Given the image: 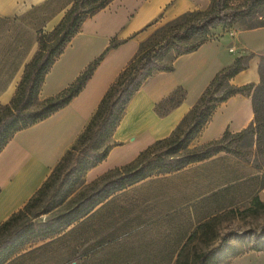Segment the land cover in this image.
Masks as SVG:
<instances>
[{"label": "crops", "instance_id": "0c3cea01", "mask_svg": "<svg viewBox=\"0 0 264 264\" xmlns=\"http://www.w3.org/2000/svg\"><path fill=\"white\" fill-rule=\"evenodd\" d=\"M46 1L0 0V108L10 105L38 52V29L53 30L64 15L61 11L48 18L47 13L44 21ZM209 6L210 0H112L82 23L45 74L40 101L71 85L112 39L122 44L105 55L69 104L16 132L1 150L0 224L21 210L48 179L156 25ZM237 23L212 29L196 50L172 60V71L156 72L143 83L125 106L107 157L85 173L83 186L169 138L214 76L238 58L245 69L228 83L235 88L250 85L252 93L261 82L264 26L240 28ZM177 88L186 92L184 100L160 114L156 106ZM251 93H237L218 104L194 138L195 145L252 128ZM246 136L255 143V135ZM223 152L176 171L155 173L112 194L60 233L27 244L5 264H175L183 247L211 243L210 220L226 205V185H210L212 177L218 178L211 165L221 164Z\"/></svg>", "mask_w": 264, "mask_h": 264}, {"label": "trees", "instance_id": "16d2710c", "mask_svg": "<svg viewBox=\"0 0 264 264\" xmlns=\"http://www.w3.org/2000/svg\"><path fill=\"white\" fill-rule=\"evenodd\" d=\"M111 1L47 0L43 5L44 21L47 13L48 18H52L67 7L69 8L48 35L42 29H38V52L28 64L10 105L0 108V152L16 132L35 125L69 104L83 89L105 55L122 44V42L112 39L108 47L89 63L71 85L55 96L42 101L38 99L45 74L71 39L79 32L82 23L104 9ZM263 4L264 0H210V6L207 10L183 14L187 18H197V21L188 22L184 29L182 31L177 30L172 38L180 39L197 34L204 37L198 45L190 48L184 47L172 60L176 56L196 50L209 39V33L212 29L221 25L237 23L240 18L250 15L256 7ZM39 9L36 8L33 12L36 13ZM261 26L264 24L258 27ZM140 47L117 80L109 87L84 131L76 143L61 158L48 179L21 210L0 224V264H5L27 244L60 233L73 222L86 216L112 194L155 173L176 171L191 163L203 161L225 151L224 142L229 137H242L252 134L256 135V143H260L264 136V131L262 132L264 119L260 112L261 105L264 103L261 97L264 93V81L261 79L260 84L253 89L252 93V86L250 85L240 88L230 86L229 80L245 69L243 60L238 58L233 64L220 70L214 76L192 108L189 116L183 119L169 138L155 142L141 152L131 163L105 173L76 195V190L83 183L85 173L107 157L111 147L109 140L131 97L154 73L172 71L173 69L172 60L169 64L163 62L169 45L162 44L157 49L148 48L145 50ZM219 89H223V91L220 96L216 97L214 94ZM237 93H251L254 111V126L252 128L237 135L225 133L220 140L209 142L199 150L190 152L185 156L176 157L172 162H166L155 157L159 146L175 142L177 140L176 134L181 125L188 122L189 129L184 139L176 141L170 154L174 155L180 150L186 149L188 143L198 135L206 124L215 107ZM185 95L186 92L182 88H177L156 106L157 111L160 114L167 113L178 106L184 100ZM47 200L48 205L44 214L65 206L63 212L48 218L44 222H31V218L37 219L39 217L36 211ZM253 202L264 207V204L257 197L253 198ZM211 231L212 229H210ZM230 236H232L231 233L224 235L217 247L203 251H196L193 247L185 249L183 247L175 264H217V250L226 246ZM254 236L255 243L252 250L255 252L264 251V226L260 232H255Z\"/></svg>", "mask_w": 264, "mask_h": 264}, {"label": "rangeland", "instance_id": "374dc122", "mask_svg": "<svg viewBox=\"0 0 264 264\" xmlns=\"http://www.w3.org/2000/svg\"><path fill=\"white\" fill-rule=\"evenodd\" d=\"M65 11H62L63 14ZM191 21L196 22L197 18H187L186 15H182L170 22L157 24L155 32L140 48L142 50L157 49L162 44L169 45L168 52L163 59L165 64H169L172 58L184 47H194L202 41L204 36L199 34L186 38L181 37L180 39L172 38L177 30L182 31L185 25ZM237 24L240 28L263 25L264 4L256 7L250 15L240 18ZM50 28L44 30L46 35L52 31ZM260 74L261 79L264 81V58L260 64ZM222 91L223 89H219L214 95L218 97ZM261 97L264 101V93ZM260 112L264 119V103L261 105ZM188 129V122L183 123L176 134L177 140L171 144L160 145L155 157H159L166 162H172L176 157L185 156L203 147L204 145H195L193 138L186 149L180 150L174 155L170 154L176 141L184 139ZM256 142V135L255 143L247 136L227 138L224 142L225 151L221 153L223 160L220 162L222 165L220 163L211 165L212 169L218 170V178L212 177L210 185L213 183L226 185L223 188L226 205L222 213L210 220L214 225L211 226L210 245H195L193 248L196 251H203L217 247L221 238L231 233L232 236L228 238L226 246L217 250V264H264V251L255 252L252 250L255 243L254 233L260 232L264 226V207L253 202V198L257 197L264 204V136L259 144ZM233 181L234 183H232ZM89 186H80L76 190V195ZM47 205L48 200L37 209L36 214H39V217L37 219L31 218V222H44L48 218L62 213L65 207L62 206L44 214Z\"/></svg>", "mask_w": 264, "mask_h": 264}]
</instances>
